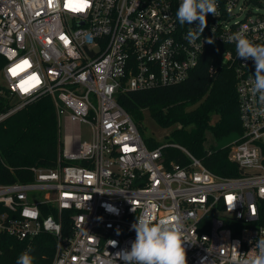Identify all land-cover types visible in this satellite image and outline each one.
Returning <instances> with one entry per match:
<instances>
[{
  "label": "built area",
  "instance_id": "obj_1",
  "mask_svg": "<svg viewBox=\"0 0 264 264\" xmlns=\"http://www.w3.org/2000/svg\"><path fill=\"white\" fill-rule=\"evenodd\" d=\"M180 3L0 0V125L49 97L59 125L62 117L88 124L93 135L91 142H64L54 169L29 168L31 182L0 184V244L47 232L56 240L51 264H123L115 254L130 249L131 225L144 215L153 222L179 218L187 264H237L254 254L264 236V114L251 92L254 62L238 58L226 41L243 30L264 44V0H216V14L207 15L195 40L187 34L199 21L181 25ZM209 39L223 46V62L235 70L242 133L229 159L237 177L212 173L178 145L149 149L117 102L123 92L186 81ZM168 146L189 163L167 166Z\"/></svg>",
  "mask_w": 264,
  "mask_h": 264
},
{
  "label": "trees",
  "instance_id": "obj_2",
  "mask_svg": "<svg viewBox=\"0 0 264 264\" xmlns=\"http://www.w3.org/2000/svg\"><path fill=\"white\" fill-rule=\"evenodd\" d=\"M222 45L212 43L199 66L183 83L118 94V104L137 123L148 110L163 127H174L166 144L185 148L212 173L222 177L240 175L230 161V147H206L209 136L216 141L242 133L235 70L223 62ZM214 65V73L209 72ZM138 127V125H137ZM139 132L140 128L138 127ZM149 149L163 144L144 139ZM64 149L55 106L43 97L8 118L0 125V184L31 182V167L54 169ZM165 164L185 166L188 157L179 149H163ZM68 164V162H63ZM4 209L0 205V213ZM53 210H45L47 216ZM65 232L68 221L64 216ZM0 264H16L17 257L31 248L33 264H51L56 253V240L47 232L23 240L4 237Z\"/></svg>",
  "mask_w": 264,
  "mask_h": 264
},
{
  "label": "clouds",
  "instance_id": "obj_3",
  "mask_svg": "<svg viewBox=\"0 0 264 264\" xmlns=\"http://www.w3.org/2000/svg\"><path fill=\"white\" fill-rule=\"evenodd\" d=\"M217 12L216 0H181L176 12V19L181 25H190L199 21L196 30L188 32V38L195 40L204 31L208 14ZM214 41L209 39L208 43ZM227 43H234L236 55L242 60L251 59L255 72L251 87L253 96L258 97V111L264 114V44L249 40L243 30L227 37ZM136 238L131 247L121 249L115 254L123 264H187L184 242L186 241L178 217H170L153 222L151 218L141 215L131 225ZM116 241L111 240L115 246ZM32 249L29 248L19 257L16 264H33ZM251 255L237 264H264V236L258 237L256 244L249 251Z\"/></svg>",
  "mask_w": 264,
  "mask_h": 264
},
{
  "label": "rangeland",
  "instance_id": "obj_4",
  "mask_svg": "<svg viewBox=\"0 0 264 264\" xmlns=\"http://www.w3.org/2000/svg\"><path fill=\"white\" fill-rule=\"evenodd\" d=\"M261 13H264V6L261 8ZM140 128L141 135L143 139H151L158 144L165 145L170 137V134L174 127H163L159 125L150 115L148 110L143 111V116L137 123ZM60 131L62 141L69 143L70 137L80 138L82 141L91 142L92 141V129L90 125L83 123H72L65 119L64 117L60 120ZM238 138V135H232L223 140L216 141L212 136H209L206 147L214 146L216 148H222L229 146L231 149V144Z\"/></svg>",
  "mask_w": 264,
  "mask_h": 264
}]
</instances>
